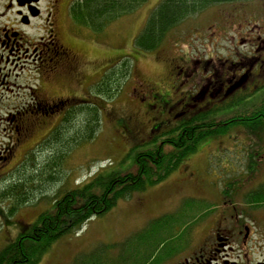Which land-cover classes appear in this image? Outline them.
<instances>
[{
	"label": "rangeland",
	"instance_id": "obj_1",
	"mask_svg": "<svg viewBox=\"0 0 264 264\" xmlns=\"http://www.w3.org/2000/svg\"><path fill=\"white\" fill-rule=\"evenodd\" d=\"M161 1L147 0L137 11L117 19L101 34L90 33L73 20L74 27L70 15L65 16V8L62 9L58 22L61 23V35L64 40L65 36L69 38V33L73 36L71 45L82 57L88 71L93 73L97 70L96 76H103L104 65L117 61L121 56H133L134 64L116 99L100 102L102 121L94 138L78 146V135L85 126L83 116H77L71 126L62 129L61 115L52 117L49 113L44 114L39 109L44 105L36 98L46 90L52 103L74 104V101L62 99L68 92L67 85L62 86L61 79L60 82L57 77H52L54 79L50 82L43 80L34 62L36 58L33 53H24V46L20 52L9 55L8 64L5 52L0 49V249L16 242L22 228L33 225L42 212L52 210L53 201L68 190L91 182L102 172L122 173L133 169L137 149H132L140 148L139 144L145 140L143 136L146 137L147 132L143 131L140 136L130 133L131 125L129 128L126 121L129 123L131 112H137L139 118L141 113L147 112L145 107L152 91L162 95L163 89L171 90L172 69L176 64L191 68L194 78L186 87L190 86L188 93L192 95L197 91L198 77L208 74L201 72L205 63L211 61L210 65L221 69L224 63H235L246 54L263 58L264 0L211 6L172 29L156 51H136L134 40ZM0 12H3L2 8ZM13 14L9 13V17L0 22H13ZM69 21L71 31L67 33ZM44 22H37V25L43 26ZM28 31L32 36L39 33L35 25ZM105 68L104 71L107 70ZM237 73L241 74V71ZM242 89L233 99L245 98L244 102H249V106L240 103L225 110L223 103H216L210 106L211 109H219L212 118L243 114L248 108V111H256L260 97H264V83H260L257 89L251 86ZM57 90L62 91L61 94ZM149 112L151 118L157 116L156 109ZM173 124L165 123L150 138L174 130ZM56 129L59 132L54 134L53 141L43 145L46 137ZM261 134L263 138L259 140L245 126L238 125L226 134L211 135L200 141L198 149L190 153L165 181L119 201L116 207L102 216L92 217L81 231L62 236L38 264H85L92 260L89 253L102 251L104 246L110 249L129 237L132 238L125 249L132 247L136 251L147 245L153 246L165 235L158 227L161 219L157 225L147 226L138 232L136 228L141 226L146 216L167 209L184 212L197 207L208 208L213 201H219L220 192L227 189L232 176L251 172L264 175V133ZM17 191L27 194L22 198ZM20 199L23 200L19 202ZM137 236L140 237L135 238ZM108 249L105 248L106 251ZM118 249L121 250L119 246L115 247L112 254H117ZM92 262L102 264L104 260L95 258Z\"/></svg>",
	"mask_w": 264,
	"mask_h": 264
},
{
	"label": "flooded vegetation",
	"instance_id": "obj_2",
	"mask_svg": "<svg viewBox=\"0 0 264 264\" xmlns=\"http://www.w3.org/2000/svg\"><path fill=\"white\" fill-rule=\"evenodd\" d=\"M73 4L74 0H0V10L3 11L0 12V21L7 19L9 13L15 16L13 22H0V49L5 52L8 64L9 55L20 52L24 46V53H33L36 58L34 62L43 80L61 79L62 86L68 88L62 99L76 102L95 97L90 89L96 84L97 70L88 71L78 51L73 49L70 21L66 26L70 39L64 35V40L61 35V23L58 22L62 9L65 8V16L69 17ZM42 20H45L43 26L37 25ZM33 25L39 32L34 36L28 31ZM210 63H205L201 71L208 74L199 76V82L195 79L197 91L192 95L188 93L190 86L186 87L194 78L191 68L176 64L172 69L171 92L160 95L152 91L145 107L147 112L141 113V118L136 116L137 112L131 113L132 130L139 136L148 130L150 139L165 123L174 122L180 126L184 119L195 113H205L210 106L235 97L241 88L245 90L251 86L257 89L264 76V56L261 55L249 57L246 54L235 63H224V70ZM36 98L42 99L38 95ZM60 107L55 103L54 108ZM152 108L158 109V117H150ZM259 175L251 172L232 176L228 181L230 189L221 191L219 201H213L208 208L197 207L184 212L165 208L166 211L146 216L136 229L140 231L155 226L161 219L158 227L165 237L153 246L139 248L133 256L127 249L118 250L116 255L123 259L117 264H264V175Z\"/></svg>",
	"mask_w": 264,
	"mask_h": 264
},
{
	"label": "trees",
	"instance_id": "obj_3",
	"mask_svg": "<svg viewBox=\"0 0 264 264\" xmlns=\"http://www.w3.org/2000/svg\"><path fill=\"white\" fill-rule=\"evenodd\" d=\"M243 1L253 0H162L153 9L146 25L134 40L135 49L148 53L156 51L172 29L190 16L199 14L213 5ZM146 2L147 0H79L72 6L70 13L76 24L85 26L90 29L91 33L101 34L107 26L126 14L137 11V8ZM111 65L91 89L95 94L92 98L95 100L76 101L74 104L66 105L63 109L60 126L62 129L71 126L77 116L84 118V131L78 135L77 146L88 143L98 132L97 129L102 121L101 113H103L100 102H109L116 98L115 96L121 91L123 83L129 78L134 67L133 56H121ZM260 83H264V76ZM41 93L38 96L42 97L40 102L44 106H39L40 111L44 114L47 112L54 117L57 112V108H54L56 102L52 103L48 100L50 95L46 90ZM245 100V98L228 99L223 102V108L229 110L240 103H243L242 106H249V102L246 103ZM257 106L254 107L256 111H248V108L243 111V114L238 113L223 118H212L219 110L218 108L205 113L197 112L194 116L184 119L180 127L173 131L162 136H155L152 141L139 144L140 150L132 149V151L137 149L132 170L122 173L118 171L99 173L91 182L79 188L70 189L55 199L52 210L42 212L33 225L22 228L23 230L15 239L16 242L8 243L0 249V264H38L51 245L60 240L62 236L80 230L82 225L92 217L102 216L116 207L119 201L131 198L136 193L144 192L149 186L165 181V178L173 173L190 153L196 151L198 143L211 135L226 134L230 128L243 125L257 139H262L261 133H264L263 96L260 97ZM58 132L56 129L54 133L48 135L43 145L53 141L54 134ZM166 147L171 149L168 150ZM17 194L22 197L27 193L17 191ZM22 200L20 199L19 202ZM138 237L140 236L136 238ZM88 257L90 258V255ZM95 258L100 260L96 255L92 257L93 260ZM122 259L119 257L118 260L122 262ZM116 263L117 261L113 264ZM88 264H93V262Z\"/></svg>",
	"mask_w": 264,
	"mask_h": 264
},
{
	"label": "water",
	"instance_id": "obj_4",
	"mask_svg": "<svg viewBox=\"0 0 264 264\" xmlns=\"http://www.w3.org/2000/svg\"><path fill=\"white\" fill-rule=\"evenodd\" d=\"M31 1V0H30ZM35 1H38V0H35Z\"/></svg>",
	"mask_w": 264,
	"mask_h": 264
}]
</instances>
